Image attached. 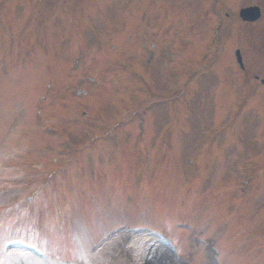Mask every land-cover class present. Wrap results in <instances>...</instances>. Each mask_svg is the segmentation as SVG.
Masks as SVG:
<instances>
[{"label":"rangeland","instance_id":"374dc122","mask_svg":"<svg viewBox=\"0 0 264 264\" xmlns=\"http://www.w3.org/2000/svg\"><path fill=\"white\" fill-rule=\"evenodd\" d=\"M262 80L264 0H0V264H264Z\"/></svg>","mask_w":264,"mask_h":264},{"label":"bare ground","instance_id":"6f19581e","mask_svg":"<svg viewBox=\"0 0 264 264\" xmlns=\"http://www.w3.org/2000/svg\"><path fill=\"white\" fill-rule=\"evenodd\" d=\"M155 248L150 251L149 257H148V263L149 264H174L171 257L168 255V250L163 247V245L159 242L155 243ZM15 251H18L21 255V258L24 259L26 264H40L41 261L37 259L35 256H33L30 253L22 252L19 249H15Z\"/></svg>","mask_w":264,"mask_h":264},{"label":"water","instance_id":"95a60500","mask_svg":"<svg viewBox=\"0 0 264 264\" xmlns=\"http://www.w3.org/2000/svg\"><path fill=\"white\" fill-rule=\"evenodd\" d=\"M239 16L244 21H255L259 17V10L255 6L242 8L239 11ZM262 83H264V81H262Z\"/></svg>","mask_w":264,"mask_h":264}]
</instances>
